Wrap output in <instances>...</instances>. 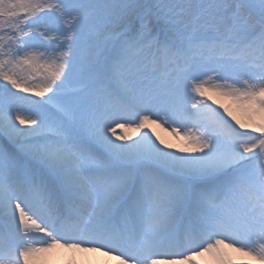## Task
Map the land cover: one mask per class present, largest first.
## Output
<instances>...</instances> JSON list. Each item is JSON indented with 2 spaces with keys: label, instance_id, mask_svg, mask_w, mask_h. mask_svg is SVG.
<instances>
[{
  "label": "snow or ice",
  "instance_id": "6c2138e0",
  "mask_svg": "<svg viewBox=\"0 0 264 264\" xmlns=\"http://www.w3.org/2000/svg\"><path fill=\"white\" fill-rule=\"evenodd\" d=\"M57 248L264 264V0H0V264Z\"/></svg>",
  "mask_w": 264,
  "mask_h": 264
},
{
  "label": "bare ground",
  "instance_id": "6f19581e",
  "mask_svg": "<svg viewBox=\"0 0 264 264\" xmlns=\"http://www.w3.org/2000/svg\"><path fill=\"white\" fill-rule=\"evenodd\" d=\"M155 132L159 134L166 141L176 144L175 141L168 133L161 131L160 129H155ZM133 136V139H138L139 136L135 133H130ZM151 134V133H150ZM234 259L239 260L237 254L232 253ZM197 260L199 264H213V261L210 257H198ZM116 264V262L109 256H105L101 252H79V251H70L68 249L57 248L52 252L46 254L41 261V264Z\"/></svg>",
  "mask_w": 264,
  "mask_h": 264
},
{
  "label": "rangeland",
  "instance_id": "374dc122",
  "mask_svg": "<svg viewBox=\"0 0 264 264\" xmlns=\"http://www.w3.org/2000/svg\"><path fill=\"white\" fill-rule=\"evenodd\" d=\"M18 95H28L30 98H34V97H31L30 94H23V93H19ZM114 259V258H113ZM115 260V259H114ZM116 262V261H115ZM67 264V262H64ZM55 264V263H54Z\"/></svg>",
  "mask_w": 264,
  "mask_h": 264
}]
</instances>
